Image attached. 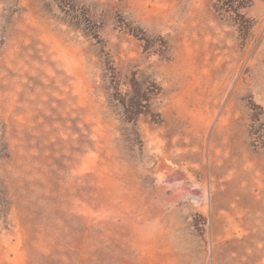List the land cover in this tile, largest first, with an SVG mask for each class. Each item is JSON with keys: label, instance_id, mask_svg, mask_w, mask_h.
I'll return each instance as SVG.
<instances>
[{"label": "rangeland", "instance_id": "374dc122", "mask_svg": "<svg viewBox=\"0 0 264 264\" xmlns=\"http://www.w3.org/2000/svg\"><path fill=\"white\" fill-rule=\"evenodd\" d=\"M0 264H264V0H0Z\"/></svg>", "mask_w": 264, "mask_h": 264}]
</instances>
